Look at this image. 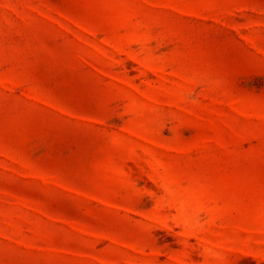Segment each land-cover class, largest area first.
I'll return each instance as SVG.
<instances>
[{
  "label": "rangeland",
  "instance_id": "obj_1",
  "mask_svg": "<svg viewBox=\"0 0 264 264\" xmlns=\"http://www.w3.org/2000/svg\"><path fill=\"white\" fill-rule=\"evenodd\" d=\"M0 264H264V0H0Z\"/></svg>",
  "mask_w": 264,
  "mask_h": 264
}]
</instances>
